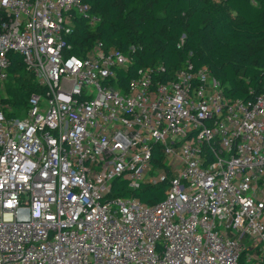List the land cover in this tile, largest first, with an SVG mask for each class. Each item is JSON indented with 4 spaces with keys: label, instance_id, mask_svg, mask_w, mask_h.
Returning a JSON list of instances; mask_svg holds the SVG:
<instances>
[{
    "label": "built area",
    "instance_id": "1",
    "mask_svg": "<svg viewBox=\"0 0 264 264\" xmlns=\"http://www.w3.org/2000/svg\"><path fill=\"white\" fill-rule=\"evenodd\" d=\"M83 0H0V264H264V94L140 71ZM10 53L39 91L14 106ZM165 187L143 203V187Z\"/></svg>",
    "mask_w": 264,
    "mask_h": 264
},
{
    "label": "trees",
    "instance_id": "2",
    "mask_svg": "<svg viewBox=\"0 0 264 264\" xmlns=\"http://www.w3.org/2000/svg\"><path fill=\"white\" fill-rule=\"evenodd\" d=\"M100 24L81 20L74 54L96 41L127 54L118 74L125 90L140 71L162 63L169 71L208 67L229 97L255 100L264 94V0H83ZM9 101L24 106L39 91L24 58L10 53ZM165 187H143V203L164 197Z\"/></svg>",
    "mask_w": 264,
    "mask_h": 264
}]
</instances>
